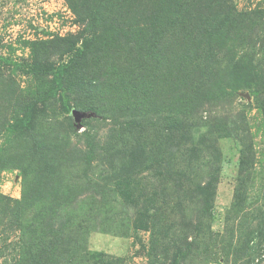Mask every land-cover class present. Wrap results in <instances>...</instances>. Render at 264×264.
Instances as JSON below:
<instances>
[{"label":"rangeland","instance_id":"obj_1","mask_svg":"<svg viewBox=\"0 0 264 264\" xmlns=\"http://www.w3.org/2000/svg\"><path fill=\"white\" fill-rule=\"evenodd\" d=\"M113 1H104L113 4L106 12L107 20L119 24V18L137 17L152 2L161 7L164 1L167 14L160 34L161 39L166 34L164 54L172 56V51L181 48L188 69L180 67V75L165 73L166 81L154 83L158 86L159 82L155 91L159 99L155 92L151 94L163 105L156 103L148 111L155 116L152 128L147 127L151 122L145 115L142 127L113 132L109 139L122 108L127 102H137L135 96L120 99L114 92L125 70L118 66L140 54L135 47H124L119 64L120 55L112 53V74L106 72L102 80L97 70L90 71L89 79L95 80L96 87L89 103L97 97L101 107L107 96L104 107L108 109L97 115L80 107L79 111L90 116L78 124L71 114L61 111L58 101L47 96L49 78L0 61V129L18 117L22 103L44 99L38 136L51 138L60 151L44 198L29 188L36 179L33 172L38 175L37 164L30 170L23 162L21 168L30 171L28 178L33 177L25 187L23 170L11 163L24 156L22 133L0 131V195L21 201L26 190L31 202L26 203L28 210L20 217V227L0 219V264H34L33 257L49 242L43 225L50 212L57 213V223L63 214L66 234L74 242L72 252L79 251L77 259H61L62 264H173L176 254L181 256L178 264H264V0H229L228 8L224 0ZM192 2L201 7L199 14L207 16L212 38L202 37L200 23L181 28L180 33L176 17L197 18ZM93 4L94 0H0V56L17 64L62 62L58 52L64 43L77 40L83 31L79 20ZM230 6L236 14H257L234 15L227 12ZM208 47L216 53L214 63H209L213 65L209 75L202 66ZM173 65L177 69L176 61ZM151 69L159 71L156 65ZM72 96L77 97L76 89ZM191 98L198 109L184 112H193L188 133L162 135L155 124L157 116H169L165 128H178L175 118L184 119L181 105ZM9 99L13 100L10 107ZM82 102L86 104L85 99ZM69 122L74 128L68 127ZM87 142L106 144L105 159H80ZM67 144L70 160L62 157ZM135 146L146 151L137 155V166L131 159ZM109 155L115 157L106 159ZM1 160L9 165L2 168ZM124 173L132 176L123 195L115 184ZM214 177L212 218L207 220L212 241L207 245L203 237L187 251L193 242L192 227L201 224L199 218L206 207L200 185Z\"/></svg>","mask_w":264,"mask_h":264},{"label":"trees","instance_id":"obj_2","mask_svg":"<svg viewBox=\"0 0 264 264\" xmlns=\"http://www.w3.org/2000/svg\"><path fill=\"white\" fill-rule=\"evenodd\" d=\"M104 1L105 0H94V4L92 7L90 6L91 9L86 13L84 18H80L79 22L83 26V31L81 34H79V36L76 37L77 40L72 42L69 41L70 43H67L66 40L61 39L62 42H66L63 44L61 51L58 52L62 60L64 59L62 62H46L45 64H41L35 61L33 64H17L4 59L2 56H0V61L5 65L7 64L14 66L17 69H27L29 73L49 78L50 86L47 96L50 99L59 102L60 109L63 113L71 114L72 110L79 111L78 108L81 107V109L83 108V111L99 115L108 109L107 107H104L108 103V97L106 96L105 98L107 103L103 104L101 107L98 105V101L100 100L97 97L94 98L93 103H89L91 101L92 89L96 87L94 84L95 80L89 79L92 77L90 71L95 72L97 70L100 75L98 80H102L106 72L108 75H110L111 72L109 69L111 68L109 67L115 65L112 63V59L109 58V56L115 52L116 55H120L119 61L117 63L119 64L122 57L121 53L124 47H131V49L135 47L133 50L140 52V54L138 53L140 56L137 53L135 55L133 54V59L128 60V62L118 66L119 68L125 66V70L120 72L119 79L121 81L117 83L118 86L114 92L119 96L120 99L128 95L130 97L135 96V100L137 102H133L134 105H132L130 102H127L125 107L122 108L121 114L117 120L113 122V129L111 130L112 133L110 137H108L111 139L113 137V132L126 133L133 129H137L139 125L141 126V121H144L143 116L145 115L146 117H149V122H151V124L147 125V127L152 128L151 126L154 124L152 121L155 120V116L148 114V111L150 107L154 104L156 105V103H158L160 106L163 105L159 102V100L155 101L154 96L151 94L157 91V87H159V82L158 86H155L154 83L159 79L166 81L167 77L165 76V73L170 75L174 71L177 75H180L179 68L182 67L184 69H188L187 67L189 64L185 65L184 57L180 51L181 48L179 51H172V56H170L168 52L166 55L164 54L167 47L165 42L166 34L164 33L162 35V39L160 37L161 29H163L164 25L162 19L165 20L167 14L165 13L167 6L164 1L161 2V7H157L155 2H152V4H149V7H147V9L137 17L130 14L129 17L126 16L125 18H119L122 19L120 20L121 24L115 23L113 21L109 23L106 12L113 4L109 6ZM120 1L121 0H114L113 2L119 3ZM227 2L229 3V0H224L222 4L228 8L229 5H227ZM196 5V2L191 3V6L195 7L194 10L197 12V18L185 19L181 15L178 17H176L177 15L174 16L178 19L177 24L180 25V33L182 32L181 28L190 29V27L194 25L193 23H200L201 27H203L201 29L203 33L202 37L209 35V38H212V33L208 26L209 24H207L209 23V21H207V16L199 14L201 7H197ZM213 5H211V8ZM227 12H231L234 15L243 17H249L252 14H257L252 12L236 14L231 6ZM229 16L230 14H228L223 20H227ZM258 16L259 15H256V17ZM177 39L174 40L176 45H178ZM210 48L208 47V51L204 49L206 51L204 52L206 55L203 57L202 64L205 74L207 75L212 73L211 71L213 68V65L209 63H214L216 60V53H212L213 48ZM173 61L177 62V69H175V65L171 66ZM103 62L105 65L102 67L99 66V64ZM149 63H152L150 67ZM154 65H156V69L159 71H154L151 69V67ZM72 89L77 90V97L72 96ZM155 95L157 96L156 92ZM82 99H85L86 104H83ZM11 101L13 100L9 99V107L11 105ZM44 104V99H33L31 101H27L24 104L22 103L19 106L20 111L18 112V117L14 121L7 122L6 126L1 127H3L2 130L4 129L8 133H22L21 135L24 137L25 142V146L22 145L24 149L22 154L24 156L21 159L14 160L11 163L13 164L14 168L22 169L21 167H23V162H25L29 166L27 169L30 170H32L33 164L34 166L37 164V169H39L38 175L36 176V174L33 172V177L36 179L32 183L34 186L30 185L29 188L31 191H40V193L45 198L51 186L50 176L54 173L53 167L59 159L60 151L56 150L53 144L55 141H53L51 138L44 139L40 135L38 136L39 120L42 113L44 112ZM192 107L194 110L198 109V106H196L195 100H193V98L186 100L183 105H181V109L184 110L182 114L184 119L179 118L177 120V118H175L174 123L179 126L178 128H165V126L169 125V121L171 119L169 116L164 114L157 116L155 124L159 126L158 131H161V134L164 136H169L174 132L180 134L181 130V135H186L190 126V114L193 112L190 114L189 112H184L185 110L187 111ZM187 114H189V116H187ZM15 115H17V113L14 114V117ZM68 127L74 128L73 123L69 122ZM180 127L181 129H179ZM199 128L201 129V127L196 126V129ZM2 130L0 129V131ZM86 144L87 145L85 148L81 149V151L77 149L78 152L80 151V159L92 161V159L98 156H100L102 159H105L103 152L107 154L108 148L106 147V144L102 145L101 142H98V144H95L94 142H87ZM66 146L67 149L64 150V154L62 153V157L69 159L70 155L68 154L71 153V149L68 148V144ZM61 147L62 145L60 148ZM127 149L129 148L127 147ZM131 150L133 151V156L131 158L134 160L133 165L137 166L139 164L137 161V155L141 156L142 154L143 156L146 153L145 148L142 146H135L134 149L131 148ZM148 153H151V149H149ZM107 157L113 159L115 155L106 156V159ZM6 165L9 164L4 160H1V167L6 168ZM27 169H22L25 187L29 185L27 183V181L30 180L29 178H33L31 175H29L28 178L30 171L28 172ZM131 176L132 175H125L124 173L117 178L118 181L115 184V188L118 189L120 193H123V195L126 191L125 189H127L130 184L129 181H131ZM111 179L109 180L112 182L113 179ZM215 181L216 177H214L211 182L209 181L208 183H205L203 187L200 185L201 189L203 190V194H201V196L202 199L204 198L203 202L206 204L204 209L206 213L203 212L204 214H202V216L199 218L201 224L198 222L196 227H192L194 231L191 234L193 242L188 243L187 251L190 250L192 246L198 244L199 240H201L203 237L208 241L207 245L212 241L211 225L208 221L211 222L212 218L210 212L213 208L211 201L213 202L212 195H214L215 192ZM26 203L31 204L30 197L28 194H26V190L23 193V199L21 201H13L10 198L0 195V214L2 215L0 217L1 221L4 222L5 220L8 221L9 219V222L14 226L20 227V217L23 216V212L25 210H28ZM21 209L22 211L20 212ZM46 215V218L44 217L46 222L43 227L49 242L43 244V250L38 251V253L40 252V255H37L36 259L33 257L35 260L34 264H62L61 259L65 261L66 259H77V253L79 251L76 253L72 252L71 246L74 245V242L71 240V237L66 234L63 214L60 216L61 222L59 223L56 222L57 218L55 215H57V213L55 214V212H50V214ZM203 226L205 227L203 228ZM188 227L189 224L187 225L186 229H188ZM85 254L86 253L84 251L81 254V257L85 258ZM209 254V250L207 249V257L210 256ZM179 257L181 256L176 254L173 264H178L177 259Z\"/></svg>","mask_w":264,"mask_h":264},{"label":"water","instance_id":"obj_3","mask_svg":"<svg viewBox=\"0 0 264 264\" xmlns=\"http://www.w3.org/2000/svg\"><path fill=\"white\" fill-rule=\"evenodd\" d=\"M71 115L73 116V118H74V122H75V124H78V123H80V121L83 119V118H85V117H89L90 116V114H86V113H82V112H79V111H77V110H72V112H71Z\"/></svg>","mask_w":264,"mask_h":264}]
</instances>
